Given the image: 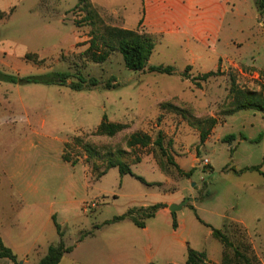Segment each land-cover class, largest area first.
<instances>
[{
	"label": "rangeland",
	"instance_id": "rangeland-1",
	"mask_svg": "<svg viewBox=\"0 0 264 264\" xmlns=\"http://www.w3.org/2000/svg\"><path fill=\"white\" fill-rule=\"evenodd\" d=\"M77 1L0 0V70L18 76L76 71L101 82L74 90L62 83L0 80L3 243L26 256L27 264H37L48 245L59 240L54 216L64 245L72 246L58 264H183L187 247L203 250L205 264H221L222 245L210 234L208 223L224 230L252 264H264V176L245 168L260 165L264 172V111L223 114L231 78L243 89L259 90L264 83V11L252 7L251 12L227 15L233 26L247 22L242 31L236 30L237 23L231 38L246 40L248 30L257 34L246 63L223 62L224 51L211 37V57L215 62L216 56L222 57V69L206 80H193L199 73L182 76L185 54L163 41H155L148 64H169L171 74L128 69L116 50L103 62L90 60L83 53L90 40L102 49L107 27H121V20L94 4L76 6ZM115 3L135 15L140 0ZM245 49L242 45L239 51ZM110 76L117 85L102 87ZM103 116L126 127L112 136L95 134ZM208 117L224 121L200 142L199 130L207 126ZM159 130L164 144L171 142L167 150L173 160L185 171L193 169L190 176L178 174L151 145L126 146L132 132H146L154 139ZM229 133L235 139L222 141ZM85 145L96 154L88 157ZM117 149L124 150L123 160L133 173L153 183L120 174L117 167L97 177L106 165L103 154ZM63 151L75 164L62 160ZM185 197L188 202L175 212L176 227L168 203L162 207L166 214L157 210L143 219L144 227L127 218L111 220L133 206ZM9 261L0 258V264Z\"/></svg>",
	"mask_w": 264,
	"mask_h": 264
},
{
	"label": "trees",
	"instance_id": "trees-1",
	"mask_svg": "<svg viewBox=\"0 0 264 264\" xmlns=\"http://www.w3.org/2000/svg\"><path fill=\"white\" fill-rule=\"evenodd\" d=\"M78 3H83L84 8L92 6L90 0H78ZM254 3L259 11H264V0H254ZM107 35H102L104 40V45L102 49L96 44L94 39L90 40L88 47L83 51L90 60L94 62H103L110 51H118L124 62V65L128 69L132 70H147V71H156L160 73L171 74L174 71V68L167 64H157L152 65L148 64V58L154 47V37L138 28H123V27H107ZM29 55L28 53L25 54ZM190 69V66L187 65L183 72L182 76L188 77L186 72ZM218 69L215 71H207L204 73H199L191 79H202L206 80L209 76L218 74ZM261 76H264V69L260 70ZM0 80L11 82L14 84H26V83H42V84H51V83H62L67 84L70 88L74 90L93 88L101 84V82L93 76L86 77L80 72H70L67 70L63 71H49L43 74L38 75H23L18 76L10 73H6L0 70ZM117 85L113 76H110L106 81L102 83V87L110 88ZM228 94L230 96V101L227 106L224 108L223 114L230 115L241 109H254L259 111H264V83L260 85L259 90L254 89H243L234 83V80L231 78L230 87ZM223 122V118L218 120V118L208 117L206 119L207 126L204 128L202 125L201 130H199V141L203 142L207 135L209 134L211 128H213L217 123ZM126 127L125 123L115 122L108 120L105 116L102 117V120L96 126L94 130L95 134H104L112 136L118 131ZM261 134L258 135L260 138ZM234 133L226 134L222 137V141L231 142L235 139ZM74 140L79 141L78 136H74ZM126 146L128 148L132 147H146L151 145L152 151L154 154L158 151L160 156L165 158V161L168 164H171L177 171L178 174L188 177L193 172V169L183 170L174 160L171 154L168 152L167 147L170 145V140L164 144V139L162 132L159 130L156 133L154 139L151 136L142 131H135L129 134L126 139ZM67 145V143H65ZM85 150L88 152V157H92L96 153L88 145L84 146ZM124 150L117 149L115 152H106L103 155L107 157L106 165L99 173L97 177L105 174L106 171L111 167H117V170L120 174L129 173L134 175L143 183L152 184L153 182H147L142 176L136 175L130 168L128 162L123 160ZM61 158L63 161H70L73 165L75 160L70 159L69 155L63 151L61 153ZM137 162L139 159L136 160ZM159 165L164 167L165 164L162 159L159 161ZM260 165H251L245 167L248 170H254L259 172L264 176V172L261 171ZM166 205L162 202H155L147 205L133 206L126 210V212L112 217V221H118L123 218L131 220L135 225L139 227H144V218L152 216L159 208L165 207ZM172 227H176L175 214L171 213ZM55 228L59 234V240L54 245H48L46 253L38 260L37 264H58L62 256L69 252L72 249L71 245H64L63 243V231L60 230V225L56 222L54 216H52ZM110 221V220H109ZM105 221V222H109ZM210 228V234L218 240L222 245V256L221 264H252L251 258L243 251L239 249L238 246L234 245L233 242L229 239L228 235L221 228H215L208 223H204ZM0 258H8L11 261H16V256L12 250L6 246L2 239L0 238ZM206 254L203 250H195L193 248L187 247L186 259L183 264H205ZM147 264H156L154 262H148Z\"/></svg>",
	"mask_w": 264,
	"mask_h": 264
},
{
	"label": "crops",
	"instance_id": "crops-1",
	"mask_svg": "<svg viewBox=\"0 0 264 264\" xmlns=\"http://www.w3.org/2000/svg\"><path fill=\"white\" fill-rule=\"evenodd\" d=\"M90 1L109 13L119 15L121 27L138 28L151 34L158 43L163 41L167 47H179L185 54L183 65L184 67L189 65L188 71L191 73L215 71L219 66L221 67L222 62L219 60L222 57L216 56V59L218 58L216 62L215 58L211 57V37L217 38L224 51L223 62L238 60L246 63L245 56L252 54L256 48L257 34L250 30L245 34L246 40L231 38V31L237 28V23H239V28L236 30L242 31L241 26L247 22L239 21L233 26L231 19L227 17L234 11L251 12L252 7L257 9L254 0H140L135 15L122 10L123 3H115L118 0ZM242 45L246 47V53L239 51ZM231 47L233 49L230 50ZM212 49L215 50V48ZM177 201L174 198L169 200L163 198L157 202L169 205L178 203ZM158 212L166 214L163 208H159ZM7 246L15 256L17 255V260L20 259L22 264H27L26 256H22L23 254L18 256L14 247L8 244ZM8 264L14 263L9 261Z\"/></svg>",
	"mask_w": 264,
	"mask_h": 264
},
{
	"label": "water",
	"instance_id": "water-1",
	"mask_svg": "<svg viewBox=\"0 0 264 264\" xmlns=\"http://www.w3.org/2000/svg\"><path fill=\"white\" fill-rule=\"evenodd\" d=\"M189 198L185 197L178 203H170L168 205V209L171 213L175 214L176 211L180 210L183 205H185L188 202ZM17 264H22V260H19Z\"/></svg>",
	"mask_w": 264,
	"mask_h": 264
}]
</instances>
